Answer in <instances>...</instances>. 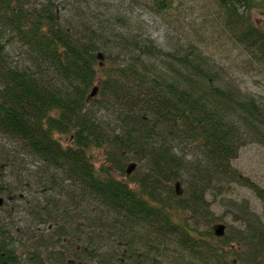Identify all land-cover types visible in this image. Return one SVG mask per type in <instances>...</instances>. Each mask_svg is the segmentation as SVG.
I'll return each instance as SVG.
<instances>
[{
	"label": "trees",
	"instance_id": "1",
	"mask_svg": "<svg viewBox=\"0 0 264 264\" xmlns=\"http://www.w3.org/2000/svg\"><path fill=\"white\" fill-rule=\"evenodd\" d=\"M79 2L97 5L68 0L61 16L55 0H0V136L41 163L36 181L11 188L3 182L14 163L0 161V264H21L23 255L31 264L81 255L163 264L171 248V264H264V217L233 199L231 212L216 216L208 201L238 185L264 206V188L233 165L247 144L264 148V107L239 85L221 86L200 47L163 50L143 29L92 16ZM216 2L223 31L264 75V25L240 12L255 0ZM155 6L168 11L172 1ZM130 163L137 170L128 176ZM6 198L22 202L32 227L52 226L49 237L12 234L2 218L13 214ZM228 216L217 238L212 226ZM79 244L81 254L68 249Z\"/></svg>",
	"mask_w": 264,
	"mask_h": 264
},
{
	"label": "rangeland",
	"instance_id": "2",
	"mask_svg": "<svg viewBox=\"0 0 264 264\" xmlns=\"http://www.w3.org/2000/svg\"><path fill=\"white\" fill-rule=\"evenodd\" d=\"M44 0H40L43 2ZM57 12L61 16L67 15V10L64 4L68 0H55ZM72 1V0H69ZM75 1V0H74ZM80 1V0H79ZM172 9L164 11L155 6L156 0H93L95 4L87 9L85 4H80V7L86 9L92 16H98L104 19L118 17L128 21L131 25L144 30L145 35L149 37L157 47L175 51L186 48L187 43H191L206 51L214 63L218 74L221 77V86L239 85L245 93H250L264 107V75L258 74L255 64L250 62L249 56L232 42L228 33L222 29L221 9L216 0H171ZM256 5L248 11L241 8L240 12L249 14L252 20L260 25H264V0H255ZM98 13V14H97ZM117 29H120L119 23L116 21ZM1 25V24H0ZM124 25V24H123ZM3 29L0 28V39H3ZM11 56L17 59V51L11 47ZM220 86V85H219ZM108 119L104 112L100 113ZM104 119V120H105ZM180 151V149H179ZM187 154H195L191 147L183 149ZM187 156V158H189ZM191 157V156H190ZM7 164L14 163L11 167L5 168L4 185L11 188L20 187V180L31 179L36 181L35 174L38 173L41 163L29 159L23 153V150L16 144L0 136V161ZM235 168L240 170L244 175L250 177L264 188V148L258 144L251 143L244 146L238 154V157L233 161ZM139 166V165H138ZM34 179V180H33ZM29 181V180H28ZM1 184V181H0ZM183 187V186H182ZM25 191V190H24ZM23 196H28V192H20ZM184 195V194H183ZM4 199V198H3ZM227 199H233L239 203L248 201L253 210L264 217V206L260 200L256 198L252 191L238 185H232L228 193L225 192L222 196L214 198L208 197V201L212 205V211L216 216H221L226 212H231V207L227 206ZM63 200V199H62ZM7 207L13 211L12 215H3L4 224L12 231V234H23L24 237H33L42 235L45 238L51 234L52 226L32 227L30 225V216L24 210L19 209L24 205L17 200L14 204L6 198ZM19 207V208H18ZM18 208V209H17ZM231 216V215H229ZM227 217L226 222H219L226 226L231 221V217ZM84 225V222L82 223ZM82 224H80L82 226ZM231 224V223H230ZM234 227L237 226L233 223ZM214 227V226H212ZM36 228V232L33 230ZM88 230L87 228H85ZM32 232V233H31ZM19 233V234H18ZM106 236L105 233H103ZM24 237H16L15 244L19 251L24 250L26 241ZM37 239L31 241L35 243ZM104 251L108 248L111 250V241L103 240ZM82 245L69 247L72 252L81 254ZM52 247L49 248V251ZM82 248V249H81ZM103 249V248H102ZM172 249V250H171ZM163 264H171L174 262V248H171ZM103 251V252H104ZM21 264H31L26 260L25 255L21 257ZM48 264V263H46ZM66 264H101L99 260H90L83 255L79 259L71 258Z\"/></svg>",
	"mask_w": 264,
	"mask_h": 264
},
{
	"label": "water",
	"instance_id": "3",
	"mask_svg": "<svg viewBox=\"0 0 264 264\" xmlns=\"http://www.w3.org/2000/svg\"><path fill=\"white\" fill-rule=\"evenodd\" d=\"M98 58H99V60H103L104 59L103 53H99ZM95 95H96V91H93L92 96L94 97ZM136 169H137V164L136 163H130L128 168H127V174L131 175ZM175 192H176V195L178 197H181L184 194V189H183L180 181H178L175 184ZM3 202H4V199L0 198V207L3 205ZM213 230H214L215 236L217 238H222L226 234L225 233L226 226L224 224L214 225Z\"/></svg>",
	"mask_w": 264,
	"mask_h": 264
},
{
	"label": "bare ground",
	"instance_id": "4",
	"mask_svg": "<svg viewBox=\"0 0 264 264\" xmlns=\"http://www.w3.org/2000/svg\"><path fill=\"white\" fill-rule=\"evenodd\" d=\"M100 53H101V52H100ZM97 56H98V55H97ZM104 60H105V58H104L103 60H100V61H104ZM93 91H96V94H97V92H98V89H97V88H95ZM92 93H93V92H92ZM91 96H92V94H91ZM136 170H137V169H136ZM136 170H135V171H136ZM135 171H134V172H135ZM134 172H133V173H134ZM133 173H132V174H133ZM132 174H131V175H132ZM127 175H128V174H127ZM128 176H130V175H128Z\"/></svg>",
	"mask_w": 264,
	"mask_h": 264
}]
</instances>
